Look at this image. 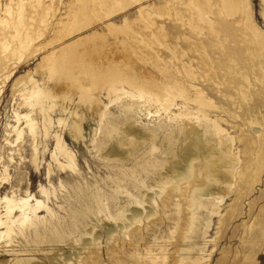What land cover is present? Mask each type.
<instances>
[{"label":"rangeland","instance_id":"obj_1","mask_svg":"<svg viewBox=\"0 0 264 264\" xmlns=\"http://www.w3.org/2000/svg\"><path fill=\"white\" fill-rule=\"evenodd\" d=\"M20 1L22 4L24 2V27L19 28L20 32L18 31V35L22 36L25 31H27L32 35L33 39L28 49H26L27 51L19 48L20 44L17 35H15L17 33L14 30L16 22H13L14 25L11 23V20L15 17L16 7ZM114 1L115 0H39V3L36 0H0V43H8L7 45L10 49L9 53L6 54V59H3V67L0 69V199L5 194L10 196L11 193H13V195L17 197H24L27 194L32 195L31 204H34L33 200L37 199L45 205L38 209L36 214L37 218L33 223L34 226L30 224V227L28 224V227H23L24 229L21 234L16 230V236H14L11 244H5V242L0 241V264H61V262L64 261L66 264H111L112 242L107 239L108 236L106 231L109 230V225L114 226V224L105 219L102 214L98 216H93L94 213L84 215L78 198L73 194L75 191L74 189L76 186L80 185V188H93L90 190L94 191V187L98 184L101 188L99 189L100 192H106V190L107 192L110 191L108 186L106 187L104 184L109 182V177L111 178L110 171H113L115 168L111 169L109 166L111 162L103 158V155L99 157V154H94V148L92 147L93 143L91 142L94 137L101 136L100 131L97 129V113L102 112L106 106L105 110L112 115L108 113L110 118L112 117L118 121H123L122 124L119 125L120 131H125L127 129V132L133 131L131 137L135 136L139 138L136 142L141 143L142 140L150 134L151 131L149 132V130L158 131L160 123L158 119H155L153 107H150V115H145V111L141 113L130 111L126 115L127 119H125L122 115L119 116L120 113L117 110V105L114 102H109L103 93L96 96L99 99L98 106L90 107L88 104L78 103L77 91L71 90L67 93V99L64 102L59 101L54 111L49 112L52 121V126L50 128L51 132L49 131L50 135L44 138L41 130V112L39 110L37 111V109L31 110L22 105L18 93H20L19 90L21 86L27 84L30 78L36 80L40 84L44 83L45 86H50L49 88L57 94H61L60 92H62V90L65 92L66 90L63 85H58L57 82L54 81H46L44 65L47 57L51 54H59V51L62 49L61 47L71 43H79L76 54L82 57V65L84 67H88L91 63L93 65L96 63L101 68L103 65L111 63L110 61L119 62L123 65L120 70L125 72L127 76H135L137 80L144 82L147 86L154 89L164 81L154 67V63H152V56L156 54V52L168 66L170 65L169 67L172 68V70L176 67L180 68L181 66L178 59H172L171 54L154 41V36L163 40L164 44L170 46L171 49L173 47L172 50L176 54V58L179 56H181L179 58L186 56L183 58V61L186 63L190 62V65L194 67L196 73L197 79L194 84H197L200 88L202 87L204 92H207L206 94L218 107L216 110L212 109L213 111L210 110L208 113H210L212 118L219 119L220 125L235 138L234 141L236 143H232L233 145L231 147L229 146L230 144H228V147L222 146L221 149L226 154L224 158L220 156L221 150H217L219 146H217L215 140L206 142L202 139V147L205 148L206 146L208 153H211V161L215 162L217 165L218 172L221 174L227 173L226 171L229 170L228 163L230 164L232 161L231 151L235 150V152H240L239 156L242 159L244 167L248 166V171L246 172L248 174V179H246V183H244L248 186L249 182H251L248 194L237 201H234V196H230L223 203L222 207L224 208L234 202L232 205L235 209L233 215L228 219L226 218L225 225L218 228L217 217L213 216L209 223L208 232H206L202 238L195 240L196 244L202 248L201 252L194 253V257H196V255L198 258L200 257L196 264H220L218 261L222 259L221 263L223 264H264V245L261 247V250H257L256 248L244 244L242 238V236H245L244 232L247 226L251 223L255 225L257 223L258 225L263 222L264 214V84L254 80V76H258L259 74V68L263 67L264 69V49L261 50V54L258 55L260 50H258V46L254 44V42L252 43L253 40H251L252 36L249 33L250 31L245 30L244 20L241 19L243 18L241 15L242 13L237 12L235 15L227 17L226 23H222L217 19L218 11L221 9L220 0H197L199 6L206 12L210 10V16L215 18L214 31L210 30L206 23L203 21L199 22L196 19L189 6L190 0L128 1L124 4V7L120 9L116 7ZM207 1H209V4ZM232 2L238 7L242 0H232ZM243 4L245 5V10L250 14L253 24L261 35L264 36L263 0H243ZM8 10L13 17H9L8 14H6ZM83 10L92 13V18L88 20L84 26L75 27L73 29L71 26L72 22L75 18L81 16ZM208 13L209 11L207 15ZM5 20H9V25H2V22ZM196 23H198V27ZM190 25H192V27H190ZM215 28H217L216 31ZM208 30L213 33L211 34ZM220 30L221 33L218 34ZM223 31L225 33H223ZM196 37H200L199 40L202 38L204 41H202V39L199 41ZM150 41H153L154 44H149ZM216 44L219 45L217 46ZM199 45L202 49L199 48ZM220 46L221 48H219ZM94 49L96 55L95 61ZM21 52L23 54L20 57V54L18 55L17 53ZM138 54L151 59L146 62L140 61L138 59ZM261 55L263 56L261 57ZM236 58L237 60L239 59V61H236ZM253 58L255 60H253ZM229 60H231L232 63ZM252 61H255V65ZM235 62H237V64L234 65V67L233 64H235ZM205 63L207 65L209 63L212 64L210 65L211 67L213 66L212 69L208 67L204 68L206 65ZM216 63L219 65H216ZM259 63L260 66H258ZM197 67H199L198 70L196 69ZM227 67H234L235 70L239 68V73L245 72L248 69L246 73L250 76V85L252 86L250 91H247V93L249 92L248 101L247 99L244 100L240 98L241 94L237 92L239 91V87L245 83L240 80L241 82L226 84L227 79L223 69L227 70ZM208 69L212 71L210 72ZM207 71L210 75H206ZM8 74H10V76L6 79L5 77ZM230 77H239V75L235 76V74H231ZM227 78L229 79L228 76ZM221 80H224V82ZM81 82L87 84L85 77H81ZM223 86H225V89ZM226 94L228 95V99L226 98ZM234 98L237 99L234 100ZM251 100H253V103ZM222 101H225L224 104H228L224 105ZM229 102L232 103L230 104ZM247 102H250V104ZM60 106L64 107V111H60ZM71 111H75L78 115H81L79 116L83 129L82 139H73L65 126L57 124L56 119L59 118L65 119L66 121L69 120V122L77 119V117L71 115ZM15 112L19 113L21 117L22 114L29 113V115L34 118L37 124L36 130L38 131V135H35L34 142L27 137L28 134L26 132H24L21 142H13L15 135L12 132L11 125H15ZM211 112H213L212 115ZM247 113L248 116H246ZM249 113H251L252 117L257 118L256 120L259 125L252 126V128L258 130L257 132H254L248 127L247 122L252 119ZM258 114L260 116H257ZM183 121L184 130L187 131L186 133L190 134L188 135L190 139H194L197 136L199 138L201 137V132H199L201 130L200 128L196 127L199 133L196 132L193 134V132L190 131V128L193 127L191 125L194 124L193 121L191 122L186 119ZM19 125L20 128L24 127L23 119L19 121ZM195 126L196 125H194V127ZM160 130L161 129H159V131ZM161 131L158 132L159 136L157 141L159 143L162 140L161 136L168 133ZM55 132L60 133L67 148L72 150L75 155L76 168L79 173L72 172L69 169L58 171L59 168L52 162L53 159L50 157V153L54 148L52 135ZM121 135L115 136L114 139L117 141ZM114 139H111L112 141L110 140L107 146H114L118 152V156H126L125 152L129 148L127 144L128 138H125L126 140L122 138V141L120 138L119 141L123 142V146L121 147L118 145V141L116 142ZM177 139L181 140L180 136H177ZM32 143L36 144V151L33 150ZM188 143L189 139L187 138L184 141L181 140L180 143L176 145L183 148L189 145ZM243 144H245V146ZM258 145H262V147ZM138 148H140V146ZM245 158H247V161ZM33 159L36 160L35 162L33 161L34 163L31 162ZM172 160L176 161V158H170L169 156V162L166 163V167L171 165ZM255 160H258V163ZM222 166L224 167L222 168ZM48 167L51 171H49V173L47 172V169H49ZM243 190H245V186ZM113 201L114 198L108 199L106 203L108 202L107 205H109ZM92 207L94 208V205H92ZM37 219L39 220L36 221ZM51 224L58 226V229L60 226V234H58L57 237L45 233V226L47 228L51 226ZM166 224L170 225V223L165 220L163 224H158L154 226L155 228L153 227L154 232L157 233V238L159 236L157 239L158 241L156 240L158 243L155 242L160 245L163 244L171 254L176 248H174V239L170 241L173 242L172 244L165 239L167 235L165 232H167L166 229H168V225ZM215 232L217 235L214 234ZM143 233L145 232L143 231ZM216 236L219 237H217L215 244L211 240ZM94 237H98L97 240L99 241L96 240L97 244H94V241H92ZM107 241L109 243H106ZM120 242L121 240L117 244V251L119 252L117 256L123 258V251L128 248L127 245H122V242ZM226 256L229 257L227 258ZM94 258L96 260H94ZM80 259L82 262L78 263ZM169 261H172L171 258Z\"/></svg>","mask_w":264,"mask_h":264},{"label":"bare ground","instance_id":"obj_2","mask_svg":"<svg viewBox=\"0 0 264 264\" xmlns=\"http://www.w3.org/2000/svg\"><path fill=\"white\" fill-rule=\"evenodd\" d=\"M36 1L39 2V0ZM128 1L136 2L138 0H115L114 3L116 7L120 9L123 8L124 4H126ZM207 2L209 4V1ZM242 4H243V0L240 6L238 7L234 2H232V0H220L221 9H219L218 11L219 13L217 19H219L222 23L223 22L226 23L227 17H231L235 15L237 12L242 13L241 15L243 18L241 19L244 20L245 30L250 31L249 33L252 36L251 40H253L252 43L254 42V44L258 46V50H260L258 55H260L261 50L264 49V36L261 35V33L256 28V26L253 24L250 14L248 13L247 10H245V5ZM23 5L24 2L23 4L21 3V1L18 3L16 7V12L14 14L15 17L13 18V20H11V23L13 24L14 21L16 22L15 23L16 25L14 24L13 25H14V30L17 33L15 35H17L18 42L20 44L19 48L26 50L28 49V46L30 45L33 39H32V35L27 31H25V33L22 36L18 35L19 28L24 27ZM189 6L192 12L194 13L196 19L199 22L203 21L209 26L210 30L214 31V25L216 21L215 18L210 16L211 11L208 10L209 13L207 15L208 11L207 12L204 11L203 8L199 6V2L197 0H190ZM263 6H264V0H263ZM82 12L83 13L81 14V16L79 18H75L74 21L72 22L71 26L73 29L75 27L84 26L88 22V20L92 18V13H90L89 11L83 10ZM6 14H8L9 17H13L9 10L8 13ZM263 14H264V8H263ZM9 20L3 21L2 25L3 24H5V26L9 25ZM197 24L198 23H196V25ZM190 27H192V25H190ZM216 29L217 28H215V31ZM220 33L221 30L219 31L218 34ZM223 33L225 32L223 31ZM196 38H198L197 40H199L200 37H196ZM216 38L219 39L218 37ZM201 39L199 41H201ZM154 41L159 46H162L163 49L167 50L171 54L172 59H178L179 62L181 63L180 68L176 67L174 70H172V68L169 67L170 65L168 66L164 62V60L161 59L160 55H158L156 52V54L152 56L153 57L152 63H154V67L157 69V72L161 75L164 81L161 82L159 85H157L154 89L147 86L144 82L137 80L135 76L134 77L127 76L125 72H122L120 70V68L123 65H121L119 62L110 61L111 63L103 65L101 68L96 63H94V65L91 63L88 67H84L82 65V57L76 54V49L79 43H71L64 47H61L62 49L59 51V54L57 55L51 54L49 57H47L45 59L46 63L44 65L46 81L47 82L54 81L57 82L58 85L59 84L63 85V87L66 90L65 92H63L64 90H62L63 93L60 92L61 94L59 93L57 94L56 92H54L52 89L49 88L50 86L49 87L48 85L45 86L44 83L40 84L36 80L30 78L28 79L27 84H23V85L21 84L22 86L21 89L19 90L20 93H18L19 94L18 96L21 100L20 103L22 105L26 106L31 110L37 109V111L39 110L41 112L40 113L42 117L41 130L44 138L48 137L51 132L50 128L52 126L51 125L52 121L49 112L54 111V108L57 106L59 101L64 102L68 97L67 96L68 91L71 90L77 91L78 103L88 104L90 107L98 106L99 99L96 96L100 93H103L105 97L109 100V102H114L117 105L118 107L117 110L120 113L119 116L122 115L125 119H127L126 115L130 111L134 113L136 112L141 113L142 111H145L146 112L145 115H150L151 114L150 107H153L154 109L153 113L155 115V119H158L160 123L158 126V131L149 130V132L151 131L150 134L147 135L143 140L141 139L142 140L141 143H137L136 140L139 138H136L135 136H134L135 138L131 137V133L133 131L127 132L128 129L125 131H120L119 125H121L123 121H118L116 119H113L112 117L110 118V116L108 115L109 112L105 110L106 106L105 107L103 106L104 110L102 112L97 113L98 114L97 129L100 131L101 136L94 137V139H92L91 142L93 143L92 147L94 148V154H99L98 155L99 157H102L103 155V158L111 162L109 164L111 169L115 168L113 171H110L111 178L109 177V182L107 184H104V186L106 187L108 186L110 191L107 192L106 190V192L104 191L100 192L99 189L101 188L98 186V184L96 187H94V191H91L93 188L92 189L90 188L91 190L88 189L87 187L80 188L79 187L80 185L75 187L74 189L75 191L73 190L74 196L78 198V201L81 204L84 215H89L94 213L93 216H98L99 214H102L105 219L109 220V222H113L114 226L109 225V230L106 231V234L108 236L107 239H109L112 242L111 264H196L200 257L198 258L197 255L196 257H194L195 255L194 253L201 252L202 248H200L199 245L196 244L195 240L198 238H202L206 234V232H208L207 230L209 228V223L211 222L210 220L213 216L217 217L218 228L223 227V225H225L226 218L228 219L229 217H231L233 215V212L235 211L234 206L232 205L234 202L230 204L228 207H224V208L222 207L225 200L230 196H234L235 197L234 201H237L238 199H241V197H243L244 195L248 194L251 187V182H249L248 186L247 184H245L246 179H248L247 178L248 174L246 173L248 171V166L244 167L242 159L239 156L240 152L238 151L235 152L234 150L235 148L233 149L234 151H231L232 161L230 162V164L228 163L229 170L226 169L227 173L221 174L218 172L217 165L215 164V162L211 161V155H210L211 153L210 154L208 153V151L206 150V146L205 148L202 147V141H203L202 139H204V141L206 142L215 140L216 141L215 143L217 144V146H219L217 150L219 149L221 150L220 156L224 158L226 157V154L221 149L222 146L228 147V144H230L229 146L231 147L233 145L232 143L235 142L234 141L235 138L232 137L220 125L218 121L219 119H216L214 117L212 118L210 116V113H208L210 110L212 109L216 110L218 107L216 106L215 102L206 94L207 92L206 93L204 92L202 87L200 88L198 87L197 84H194L197 79L196 73L194 67L190 65V62L186 63L185 61H183L184 60L183 58L186 56H182V58H179L181 57L179 56L181 54H179L178 55L179 57L176 58L177 56L172 50L173 47L171 49L170 46L165 45L164 41L156 36H154ZM202 41L204 40L202 39ZM7 44L4 42L0 43V69L1 67H3L2 66L3 59H6L7 57L6 54H8L10 50ZM149 44H154V43L153 41H150ZM199 48L202 49L200 45ZM219 48H221V46ZM17 54L18 55L20 54L21 57L23 53L21 52ZM250 54H254V53H250ZM95 56L96 55L94 49V61H95ZM138 56H139L138 59L144 62L151 59V58H147L146 56L145 57L141 56L140 54H138ZM262 56L263 55H261V57ZM253 60L255 59L253 58ZM229 61L231 62V60ZM236 61H239V59L237 60L236 58ZM252 62H254L253 64L255 65V61ZM236 64L237 62H235L233 66ZM210 65L212 64L210 63L208 65L206 64L204 68L208 67L212 69L213 66L211 67ZM216 65L219 64L216 63ZM258 66H260V63ZM199 67H197L196 69L198 70ZM234 67H227L228 71L223 69L225 71L224 75L227 79L226 84H234V82H239L240 80L243 83H245L244 85L242 84L239 87L238 89L239 91L237 90L236 91L241 94L240 98L244 100L247 99L248 101L249 92L247 93V91L248 90L250 91L252 87L250 85L251 83L249 79L250 76L248 75V73H246L248 69L245 72L239 73L238 72L239 68L235 70ZM258 71L259 74L257 73L258 76L257 75L254 76V80L257 81L258 83L264 84L263 67L262 68L260 67ZM208 74L209 73L207 71L206 75ZM231 74H235V76L239 75V77L232 78L230 77ZM9 76L10 74L4 77L7 79L9 78ZM227 76L229 77V79L227 78ZM81 77H85V79L87 80V84H83L81 82ZM221 81L224 82V80ZM223 87L225 89V86ZM227 97L228 95L226 96V98ZM235 99L237 98H234V100ZM252 101L253 100H251V102ZM224 103L225 101L222 104ZM227 104L228 103L224 105ZM248 104H250V102ZM63 108L64 107L60 106L61 109L60 111H64ZM212 113L213 112H211V115ZM249 114L252 117L251 113ZM71 115L77 117V119L69 122V120L66 121L65 119L59 118L56 119L57 124L65 126L68 129V132L73 139L76 140L82 139L83 129L80 122L81 115L79 114L80 115L79 116L75 111L74 112L71 111ZM246 116H248V113ZM257 116L260 115L258 114ZM21 119H23L24 122L23 128L22 127L20 128L19 125V121ZM185 119L194 122V124L192 123L193 125H191L193 127L190 128L191 129L190 131H192L193 134H195L196 132L197 133L201 132L202 138L201 137L199 138L198 136L195 138L193 137L194 139L189 138L188 135L190 134L186 133L187 131L184 130V126H183V122H184L183 120ZM256 119L257 118L252 117V119L247 122L248 127L251 128L254 132H257L258 130L252 128V126L259 125ZM36 125L37 124L34 121V118H32L31 115H29V113L28 114L26 113L24 115L22 114L21 117L19 113L15 112V125H11L12 132L15 135L14 137L15 139L13 138L14 139L13 142H21L24 136V132H26L28 134L27 137L33 140L32 142H34L35 135L36 134L38 135V131L36 130L37 128ZM194 125L196 126L194 127ZM196 127L200 128L201 130L199 129L200 131L198 132V130H196L197 129ZM159 129L162 130V131L160 130L161 132L164 133L168 132L167 134L165 133V135L163 134V136H161L162 140L160 143L157 141V138L159 136L158 132H160ZM119 134L120 135L122 134L120 137L121 141L122 138L124 139L128 138L127 144L129 148L125 152L126 156H118V152L116 151L114 146L111 145L110 147L107 146L110 140L114 139V137ZM177 136H180V139L183 141L188 138L189 145H186L183 148L178 147L177 143H180L181 140L177 139ZM52 138L54 140V148L50 153L51 154L50 157L53 159L52 162L55 163L54 165L59 168L58 171L69 169L70 171L77 173L78 170L76 168L77 166H76L75 155L73 154L72 150H69L67 148L60 133L55 132L52 135ZM120 138H118L117 141H118V145L121 147L123 146L122 144L123 142L119 141ZM114 141H116V139H114ZM32 144H33L32 147L33 150L36 151L37 150L36 144L34 143ZM243 145L245 146V144ZM262 145L261 146L258 145V146L262 147ZM139 146L140 148H138ZM169 156L170 158H176V161L172 160L171 165L166 167V163L169 162ZM245 159L247 161V158ZM33 161L35 162L36 160L33 159L31 162ZM255 161L258 163V160ZM223 167L224 166H222V168ZM50 168L47 169L48 173L50 171ZM244 186H245V190H243ZM112 198H114V201L111 202L109 205H107L108 202L106 203V201ZM31 199H32V195L26 194L24 197H17L14 196L13 193H11L10 196H8V194H5L0 199V207H1L0 208V241L5 242V244H11L14 236H16L15 233L16 230L19 234H21L22 230L24 229L23 227L27 226L28 224L32 225L35 222V219L37 218L36 215L37 211L44 204L37 199H34L33 200L34 204H31L32 202ZM92 205H94V208L92 207ZM39 219H37L36 221H38ZM165 220L170 223V225L166 224L168 225L167 226L168 229H166L167 232H165V234H167L165 239L168 240L169 242L174 239V246H175L174 248H176L171 254L169 253V250L166 249L165 246H163V244L162 245L157 244L158 243L157 239L159 238V236L157 238L156 235L157 233L154 232L153 229L154 226L158 224L160 225L163 224ZM262 221L263 222L258 225L257 223L256 225L253 223H251L249 226L246 225L247 227L244 232L245 236L244 237L242 236L244 244L256 248L257 250H261L262 249L261 247L264 245V214ZM59 230H60V226L59 229L58 226L52 224L47 228L45 226V233H49L51 235H54L55 237H57L58 234H60ZM143 231L145 233H143ZM218 231L216 230V232L219 234ZM216 232L214 234H216ZM217 237L219 236H216L211 241L215 243ZM97 239L98 237H94L92 239V241H94V244H97L96 243ZM120 240L122 242V245H127L128 248L127 250L123 251V258L117 256V254L119 253L117 251V247H118L117 244ZM106 243L109 242L107 241ZM172 243L173 242H170V244ZM170 258L172 260L171 262L169 261ZM94 260L96 259L94 258ZM222 260L218 262H220V264H223L221 263ZM80 262H82L81 259L78 261V263ZM61 264H66V263L64 261L61 262Z\"/></svg>","mask_w":264,"mask_h":264}]
</instances>
